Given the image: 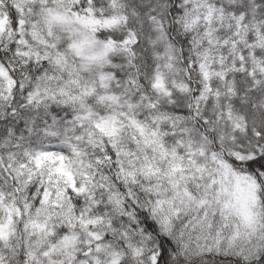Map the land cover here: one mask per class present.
Segmentation results:
<instances>
[{
	"label": "snow or ice",
	"instance_id": "1",
	"mask_svg": "<svg viewBox=\"0 0 264 264\" xmlns=\"http://www.w3.org/2000/svg\"><path fill=\"white\" fill-rule=\"evenodd\" d=\"M0 264H264V0H0Z\"/></svg>",
	"mask_w": 264,
	"mask_h": 264
}]
</instances>
